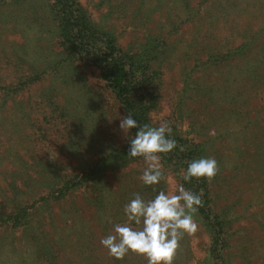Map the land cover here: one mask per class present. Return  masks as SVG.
I'll return each instance as SVG.
<instances>
[{
	"label": "rangeland",
	"instance_id": "374dc122",
	"mask_svg": "<svg viewBox=\"0 0 264 264\" xmlns=\"http://www.w3.org/2000/svg\"><path fill=\"white\" fill-rule=\"evenodd\" d=\"M78 2L118 48L144 52L141 60L157 72L150 123L166 121L197 144L202 158L218 162L208 198L222 226L223 264H264V0ZM49 4L0 0V85L30 75L22 69L29 64L42 71L13 96L0 93V211L16 203L34 210L25 228L0 224V264H147L131 252L110 257L100 240L126 222L124 205L134 193L147 201L174 191L181 170L160 163L164 178L145 186L142 158L104 161L97 204L83 185L48 200L51 211L36 200L55 172L79 179L81 165L128 141L119 127L122 111L96 71L63 60ZM22 161L33 167L24 170ZM42 166L39 177L33 170ZM194 221L197 230L181 239L173 264H213L210 233L196 213Z\"/></svg>",
	"mask_w": 264,
	"mask_h": 264
},
{
	"label": "trees",
	"instance_id": "16d2710c",
	"mask_svg": "<svg viewBox=\"0 0 264 264\" xmlns=\"http://www.w3.org/2000/svg\"><path fill=\"white\" fill-rule=\"evenodd\" d=\"M49 8L55 21L58 46L64 54L63 60L66 64L74 66V68L83 66L94 69L98 78L112 93L113 98L122 111L123 117L130 113L139 125L147 124L154 127L149 121V113L155 107L158 98L156 93L158 74L155 70H150L147 64H145L146 62L141 60L144 52H130L118 48L110 32L91 23L78 0H50ZM32 65L29 64L27 68H22L29 69L30 75H20L18 81L13 84V86L15 85L14 87L7 83L1 84L0 93L13 96L16 92L22 91L25 86L39 80L42 71H36ZM50 65L49 67L51 68L55 67V64ZM79 77L78 75V79ZM6 125L11 126L12 124L8 122ZM1 126L2 124L0 123ZM136 131V128L131 129L128 133L126 145L105 154L99 159L98 163H94V165L90 163L81 165L80 168H84V171L79 179L75 178L76 176L68 178V176L64 175L63 177H59V173L55 172L54 177H51L52 180L45 181L43 184L47 189L46 193L36 198V200H42L40 207L46 210V212L51 211V201L56 202L66 196H71L74 188L82 187L80 185L90 188L91 197L88 199L89 201L94 200L95 204H97L101 199L102 171L106 165L103 162L109 160L111 162H126L129 159H133L127 156V153L130 147V139L134 137ZM167 135L176 141V147L171 152L159 154L161 164L172 166L183 172V170H186L189 162L202 158L201 152L194 142L186 140L175 130H171V133ZM24 137L28 139V134L26 133ZM21 163L22 165L26 164V167L21 165L24 170H27L28 167H33L32 164L27 165V162L24 164L22 161ZM35 167L37 168L39 165L35 164ZM43 169L42 166V168L33 171L40 177L41 174L45 173ZM20 173L27 176L24 171ZM179 181L186 189L201 196L202 205L196 214L204 222L210 233L209 253L213 264H223L220 256V250L223 245V231L220 220L209 208V180L204 178L197 180L193 178L190 182H186L181 175ZM58 182H60V185ZM11 187H14V185L12 184ZM48 200H50V203ZM30 205L33 209L34 202L32 201ZM28 209L27 205L21 206L20 203H16L14 210L9 212L0 211V224H7L9 222V227L11 228L19 225L25 228L32 219V212H34V210L29 212ZM40 254H48L51 257L48 252H41Z\"/></svg>",
	"mask_w": 264,
	"mask_h": 264
},
{
	"label": "clouds",
	"instance_id": "9594fccd",
	"mask_svg": "<svg viewBox=\"0 0 264 264\" xmlns=\"http://www.w3.org/2000/svg\"><path fill=\"white\" fill-rule=\"evenodd\" d=\"M120 129L127 135L137 131L130 139L127 156L142 158L146 164L139 179L145 186L159 184L164 178L160 164L161 153L171 152L176 141L169 138L171 128L166 121L158 127L139 125L132 115L121 118ZM215 135V130L210 131ZM219 171L214 157L200 158L188 163L183 170V180L193 178L212 180ZM124 205L126 222L113 226L110 234L100 240L108 255L122 260L129 252L143 256L147 264H173L174 256L185 235L197 230L194 214L202 205L201 196L180 184L174 191H159L151 200L145 201L139 193ZM139 227H135V226Z\"/></svg>",
	"mask_w": 264,
	"mask_h": 264
}]
</instances>
